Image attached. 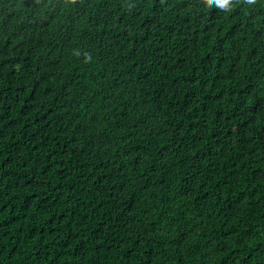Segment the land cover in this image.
Wrapping results in <instances>:
<instances>
[{
    "label": "trees",
    "instance_id": "1",
    "mask_svg": "<svg viewBox=\"0 0 264 264\" xmlns=\"http://www.w3.org/2000/svg\"><path fill=\"white\" fill-rule=\"evenodd\" d=\"M0 264H264V0H0Z\"/></svg>",
    "mask_w": 264,
    "mask_h": 264
}]
</instances>
